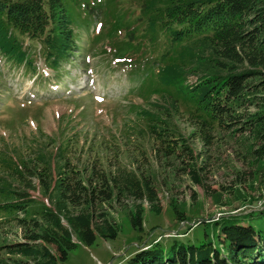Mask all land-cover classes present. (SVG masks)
Wrapping results in <instances>:
<instances>
[{"label":"trees","instance_id":"16d2710c","mask_svg":"<svg viewBox=\"0 0 264 264\" xmlns=\"http://www.w3.org/2000/svg\"><path fill=\"white\" fill-rule=\"evenodd\" d=\"M96 17L107 21L105 35L119 51L114 55H124L126 64L133 63L129 80H141L148 93L162 101H154L157 107L150 109L136 145L122 138L128 146L124 161L136 154L145 160L153 154L165 160L187 159L199 181L195 152L187 141L213 145L219 131L233 140L238 133L239 138L246 136L257 158L264 157V0H0V62L6 59L12 65L31 67L34 54L24 44L28 40L40 43L42 57L59 70L80 47L78 29L94 24L101 33ZM179 117L189 126L188 138L178 125ZM48 142L28 150V156L14 150L13 157L0 159L4 176L15 180V184L0 182L4 184L0 222L16 226L23 235V241L0 246V264H64L79 241L91 246L97 237L115 239L118 229L101 212L104 204L147 199L159 212L153 182L140 167L134 170L116 157L112 166L102 152L91 150L76 162L65 159L55 187L49 168L54 154L48 153L52 148ZM110 143L101 144L102 150L119 147ZM132 144L135 154L130 152ZM74 147L69 139L62 147L64 155L74 152ZM28 161L37 166L29 167ZM34 178L42 200L27 193L35 189ZM53 188L58 191L56 204ZM176 207L175 215L185 221ZM62 211L67 212L63 218L71 231L61 222ZM143 216L139 211L131 216L132 227L139 232H143ZM230 217L234 219L213 222L219 226L217 240L206 234L199 245L186 244L178 240L183 235L179 233L171 237L170 245L155 239L121 264H264V207ZM42 222L54 227L46 228Z\"/></svg>","mask_w":264,"mask_h":264},{"label":"rangeland","instance_id":"374dc122","mask_svg":"<svg viewBox=\"0 0 264 264\" xmlns=\"http://www.w3.org/2000/svg\"><path fill=\"white\" fill-rule=\"evenodd\" d=\"M116 16L119 17V14ZM120 17L126 19L127 15L121 14ZM95 24L101 27V33L94 29V24L89 29L76 31L80 47L62 62L59 70L50 67L42 57L40 43L28 40L24 44L30 46L34 54L31 67L12 65L6 59L0 62V159L3 155L13 157L14 150L26 154L28 150H36L38 143L50 141L52 148L48 153L54 155L49 168L55 176H52L55 187L64 160L69 158L76 162L83 158L84 153L92 150L95 154L102 152V155L110 158L112 166L115 157L134 170L139 166L145 176L152 180L157 192L158 202L155 205L159 212L147 199L142 202L130 199L123 205L113 202L101 206V212L107 214L108 222L118 229L116 238L97 237L91 246L79 241L64 264L125 263L124 260L136 250L153 240L170 245L173 241L171 237L179 233L183 235L178 240L199 245L206 234L217 240L219 226L214 221H229L234 219L230 216L263 209L264 157L257 158L253 153L255 149L250 147L251 141L246 136L239 138V133L236 134L237 140H233L225 132L219 131L215 143L209 146H204L198 139L187 141L195 152V176L199 181L193 178V170L189 168L192 165L188 164L187 159L165 160L153 154V157L145 160L136 154L124 161L128 146L122 138H129L136 145V137L150 118V109L154 111L157 107L154 101H162L158 100V96L150 95L141 80L138 83L129 80L128 73L133 63L126 64L124 55L120 56L124 58L114 55L118 50L113 48L105 35V30L109 28L106 19L96 17ZM189 80L195 82L196 76H190ZM177 119L181 131L188 138L191 132L188 124L181 117ZM69 139L75 143L74 152L64 155L62 147ZM107 141L119 147L109 146L102 150L101 144ZM129 148L133 154L137 152L133 144ZM54 151H57L56 157ZM134 159L136 163H133ZM28 162L33 169L37 166V163ZM1 165L3 163L0 161ZM104 169L114 172V168L107 165H104ZM2 171L0 169V178L3 177L0 182L5 180L15 184V180L4 176ZM32 184L35 189L27 193L42 200L37 179H32ZM57 197V188H53L54 204ZM174 206L182 212L185 221L177 218ZM138 211L144 213L143 232L135 230L131 224L132 214ZM65 215L67 212L62 211L61 222L70 230L63 218ZM255 218L257 223L258 216L255 215ZM249 219L244 221L248 222ZM208 222L212 224H206ZM0 223V246L23 241L19 228L3 221ZM42 224L46 228L54 227L50 222Z\"/></svg>","mask_w":264,"mask_h":264}]
</instances>
